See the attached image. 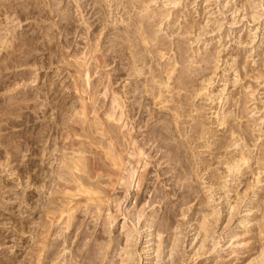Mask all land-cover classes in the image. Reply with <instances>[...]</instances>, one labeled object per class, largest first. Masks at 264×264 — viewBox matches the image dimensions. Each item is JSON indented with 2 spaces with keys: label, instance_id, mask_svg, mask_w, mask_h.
I'll use <instances>...</instances> for the list:
<instances>
[{
  "label": "rangeland",
  "instance_id": "obj_1",
  "mask_svg": "<svg viewBox=\"0 0 264 264\" xmlns=\"http://www.w3.org/2000/svg\"><path fill=\"white\" fill-rule=\"evenodd\" d=\"M106 1L0 0V264H76L73 253L79 245L100 241L107 249L102 264H257L264 256V211L258 209H264V172L256 169L264 149V0L148 2L162 16L155 27L159 35L167 40L187 37L189 59L215 58L203 82L212 83V92L193 101L195 107L205 105V123L217 127L219 137H230L226 124H219L232 115L222 105L233 92L231 109L241 117L231 123L247 128L251 136L244 143L235 135L220 151L227 157L250 153L251 168L237 155L230 170L222 164L216 171L220 155L197 149L211 166L199 169L195 180L186 177L201 198L188 203L175 196L169 173L161 175L165 165L154 148L143 144L148 130L126 112L133 81L123 74L114 77L117 67L109 53L111 33L120 34L125 24L124 11ZM182 16L193 19L198 30L183 34L178 28ZM169 21L174 24L170 37L165 34ZM112 110L125 111V116L113 121ZM110 125L125 151L118 176L108 186L107 177L99 184L96 175L109 169L110 135L115 134ZM68 156L77 162L75 173L62 169ZM128 170L133 178L124 175ZM241 171H246L244 178ZM75 174L91 188H100L101 208L75 191ZM212 175L213 182L208 180ZM154 192L162 198L153 201ZM61 206L67 211L60 215ZM170 209L175 210L171 221L166 219ZM50 217L55 218L52 223ZM157 218L169 222L168 231L157 229ZM98 233L102 239L96 242Z\"/></svg>",
  "mask_w": 264,
  "mask_h": 264
},
{
  "label": "bare ground",
  "instance_id": "obj_2",
  "mask_svg": "<svg viewBox=\"0 0 264 264\" xmlns=\"http://www.w3.org/2000/svg\"><path fill=\"white\" fill-rule=\"evenodd\" d=\"M150 1H154V0H108V1H106L108 3H111L115 7V9H118V7H122V9L124 11L122 19L125 22L124 25L122 24L123 26L120 25V26H122V28H121L122 32H120V34L119 33H111V37L109 36L110 37V50H109L110 51L109 52L110 53V61L112 64H114V67H117L115 69L114 77H118L121 74H123L133 81L132 90L128 91L131 93V94L129 93L130 94L129 97L132 98L130 104H127V106L128 105L130 106V108L127 109L126 112H128V115H132V114L136 115L137 119L140 121V125H142L143 127H145L148 130L147 135H145V138L142 141L143 144H148L149 147L154 148V151L159 155L158 159L161 160V163H160L161 166L163 164L165 165V167H163V169L165 168L164 169L165 171H162L164 173H162L161 175L165 176L166 174L168 175V173H169L168 178L169 177H170V179L172 178L171 187L175 191L174 192L175 196L177 198H180L179 200L181 202L188 203V202L194 200L195 198H197V199H201V198H199L198 196L193 194L194 191H192L193 190L191 187L192 184L187 182L186 177L192 176V177H194V180H195V177H197L199 175V173H198L199 169H201V171H206L211 166L210 161L207 160L205 157L201 156L199 153L200 151L198 152L197 149H203L204 151L202 150V152H207L210 155L212 153L214 155H220L219 158H221V161L216 162L219 165L218 167H216V169H215L216 171L220 170L222 164L227 166V169L229 168V170H230V164H233L234 162L238 161V159L240 161H243L244 164L246 163L247 168H251L252 163H249V162L253 159H252V157H250V153H248L249 155H245L244 152L240 151L237 154L238 156L236 155L238 157V159H236V156L233 154L231 156L229 155V157H227L226 154H224V152L220 153L221 150L228 148V146L232 143V141L235 140V137H234V139H232L233 136L237 135L240 139H242V141H244V143H248L251 140V136L247 132V128L244 127V129H243V128H241L242 126L241 127H235V124L231 123L232 121L233 122L236 121L237 117H238L235 110L231 109V107L234 105V103L232 102V100L234 99V98L232 99V97L234 96L233 92H231V93H229V95H227L228 97L222 105L223 107H224V105L226 106V110H227L228 115H229V113H232V115L229 118L231 120H229L226 116L227 114H225L226 117H224V120L222 118L223 122L219 124V125L226 124L227 130L230 132V137H225L224 135L223 136L220 135V137H219V134H217V131L215 129L217 127L212 128V127H209L210 125L209 126L207 125L208 123L207 124L205 123L204 110L206 108L204 109V107H203L205 105H202V106L197 105L198 107H195V104L193 101L196 97L202 99V97L206 96L207 93L212 92V90H213V89L211 90L212 83H209L207 81L208 82L207 85L204 86L203 82L206 81V79L204 77H205L207 71H210L209 70L211 68L210 63H211V61H214L215 58H213L214 60H209L207 58H201V59H197V60L196 59L195 60L189 59L186 55V49H185L186 47H184V43H185V40L187 39V37H186V39L179 38V37H173V38L167 40L163 35L162 36L159 35L157 30L155 29V27L161 22L162 16L160 15L159 11L156 10V8H154V6H150L148 4V2L150 3ZM131 13L135 14V16L133 15L134 17H132ZM185 17H187V16H184V18L182 16L183 19H185ZM192 20L187 18V19L183 20L184 22L182 21L183 25L181 27L178 26V28H180V30H181V32H183V34L188 35V33L191 34L192 32H196V30H198L197 29L198 24H196ZM166 25H167V27H165V34H167L168 37H170L168 33L173 32L172 30H173L174 26H172V25H174V24L169 21ZM166 25H164V26H166ZM96 51H98V50H96ZM119 62H120L121 67H118V65H117ZM197 65H200V66H197ZM141 78L145 79L144 81H142V82H144L143 84H139L140 82L138 83V81ZM147 78L148 79L150 78L151 80L150 79L147 80ZM257 78H260V76L258 75ZM199 81L203 83L202 86L200 85ZM163 84H165V85L163 86ZM170 84H173V86L172 85L170 86ZM126 98H127V96H126ZM112 99H113V97H112ZM209 99H211V98H209ZM213 99H215V98H213ZM114 101H117L116 102L117 106H119L120 108L123 107V105H122L123 102L122 103L119 102V99L117 97H114ZM236 103H238V102L236 101L235 104ZM117 106H116V108H117ZM222 106H220V107H222ZM236 106H237V104H236ZM119 107H118V109H119ZM199 108L203 109V110H201L203 112H199V110H198ZM224 112H223V114H224ZM124 113H125V111L115 112V110H112L111 114H109L110 115L109 117L110 118L113 117V121L114 120L120 121L122 116H125ZM240 117H238V118H240ZM152 120H154L156 123L150 127L149 123ZM136 121H135V123L139 126V124ZM105 123H107V122H105ZM212 124H214V122L211 123V125ZM115 125H113V126L110 125L111 129L109 128L111 130V133L115 132V134L113 133V135H110L111 140H114V141L110 147L111 148V154L109 157V169L105 173H102V174L98 173L99 175H96L97 176L96 178L99 177L98 178L99 180L96 179L98 181V183L104 182V181H102V177H104V176L107 177L106 182H107L108 186H110V183L112 185L113 181L116 180L114 178H116L118 176L119 166L122 163V159H123L122 153L125 151V148H124L125 145H124V147H121L124 143L122 145L118 143L120 140L118 138V134H117L118 132L116 131L117 129L115 128L116 129L115 130L113 128ZM97 129H98V127H97ZM107 132H108V130H107ZM87 133H89V132H87ZM112 138H114V139H112ZM125 138H127V137H125ZM117 139L119 141H116ZM200 141H202V143ZM88 149H89V147H88ZM142 150H143V148H142ZM214 151H215V153H214ZM127 153L128 152H126V154ZM143 154H145V153H143ZM72 157L73 156H71V158L70 157L69 158L64 157L65 159L63 160V163H62V169H65L68 172H71L73 170H77L76 169L77 166H75V164L77 162L74 160V157L73 158ZM133 157H132V159H133ZM133 161L136 163V161L134 159H133ZM127 162L129 164V161H127ZM122 167H124V166L122 165ZM256 169L260 170L261 172H264V149L259 151V156H258L257 161H256ZM128 171L126 172V174H124L125 176L127 175V173H130V171L129 172ZM252 171L253 170H251L250 172H252ZM241 173H242L241 176H243V178H244L245 177L244 175H246V171H241ZM133 174H134V172H133ZM220 174H223V173L220 172L217 175L218 178H220L219 177ZM60 176H62V175H60ZM120 176L121 175H119V177ZM129 177L133 178L131 173L129 174ZM189 177H188V179H189ZM62 178H64V177L62 176ZM140 178L143 179V177H141V176H140ZM213 178H214V176L212 175V177H208V180H211L213 182L214 181ZM125 179H128V178H125ZM71 180H72V182H74L76 184L75 191L79 195H84L85 199L87 201L94 202L95 206H97L98 208H101V204L104 202V200H103L102 191L100 190V188L96 187L95 185L91 188L90 185L87 182H85L86 179L84 181L81 177H78L77 175H76V177H74ZM118 180H120V179H118ZM97 181H96V183H97ZM121 181H122V179H121ZM126 182L124 181V183H126ZM257 182H258V180H257ZM240 183H241V180H240ZM125 185H127V184H125ZM106 189H109V188H106ZM194 190H196V189H194ZM218 190H219V188H218ZM194 193H196V192H194ZM154 194L155 195L152 194V196H151V199L153 201H155L156 199L162 198L160 195L156 194L155 192H154ZM142 197H143V195L142 196L139 195L138 199L142 200L143 199ZM111 201H112V199H111ZM202 201H203V199H202ZM197 202H198V200H197ZM196 204H198V203H196ZM50 205H52V204H50ZM50 205H47V206H50ZM112 206H114L113 203H112ZM260 208H261L260 211H264V209L262 207H258V209H260ZM49 210H50L49 214L53 216L54 215V208L50 207ZM66 211H67V209L65 207H62L59 214L61 215L62 213L66 212ZM68 211H69V209H68ZM167 211L169 212V215L167 216L166 219L171 221V218L173 217V216H171L172 215L171 213H172V211L174 212L175 210L170 209V211L169 210H167ZM105 212H107V211H105ZM131 215H133V214H131ZM208 216H210V215H208ZM208 216H206V217H208ZM206 217L204 216V218H203L204 221H206L205 220V219H207ZM212 217H213V215H212ZM138 218H139V215H138ZM54 220H55L54 217H50V223H52ZM154 220H155V218H154ZM157 220H158V218L156 219V222H157ZM167 220H166V222L164 221V223H162L159 220L157 222V229H161L164 232L166 230L168 231L170 224H169V222H167ZM172 220H174V219L172 218ZM152 222H153V218H152ZM149 223L151 224V221ZM152 225H156V224H152ZM202 225H204V224H202ZM107 226H109V225H107ZM201 228H203V227L201 226ZM200 230H202V229H200ZM99 232H101V231H99ZM95 234H94V238H95L96 242L98 240L102 239L101 238L102 236L100 233H98L97 235H95ZM78 235H79L78 237L81 238V234H78ZM68 236H70V234ZM129 236L130 235H128V237ZM62 238L64 239V241L65 240L67 241V239H68L67 236H62ZM90 239H91V237H90ZM203 240L204 239H202V242H204ZM103 242H104V240H103ZM165 242H167V241H165ZM165 242L163 240L160 242V244L165 243ZM78 243H79V241H78ZM83 243L78 246V250H76V251L74 250L75 252L73 253V255L77 258L76 264H102V262L106 259L104 257V254L107 252V249L105 250L104 246L102 245L103 243H101V241L99 243L97 242L98 244L96 243L94 245H90V243L88 245L83 244ZM162 245H164V244H162ZM162 245H160V246H162ZM203 247H204V245L202 246V248ZM173 251H174V249H173ZM159 253H161V249H160ZM162 253H164V252H162ZM49 254H50L49 256L51 257L52 254L51 253H49ZM260 254H261V252H260ZM260 256H262V255H260ZM157 257H158V255H156V258ZM239 258H242V257H239ZM174 260H176V259H174ZM258 262L259 261H257V264H263L264 256L260 259V262L259 263ZM175 264H176V262H175Z\"/></svg>",
  "mask_w": 264,
  "mask_h": 264
}]
</instances>
